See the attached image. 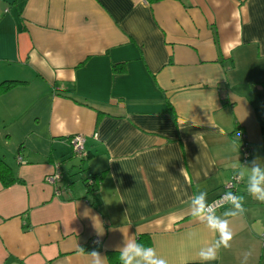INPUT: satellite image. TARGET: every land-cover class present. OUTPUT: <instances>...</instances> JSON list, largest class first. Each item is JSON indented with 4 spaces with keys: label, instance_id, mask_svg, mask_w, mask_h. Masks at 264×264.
I'll use <instances>...</instances> for the list:
<instances>
[{
    "label": "crops",
    "instance_id": "obj_1",
    "mask_svg": "<svg viewBox=\"0 0 264 264\" xmlns=\"http://www.w3.org/2000/svg\"><path fill=\"white\" fill-rule=\"evenodd\" d=\"M5 80L22 84L0 92V157L17 179L0 180V264H89L125 237L202 264L215 236L192 196L210 202L233 166L264 165V0H0ZM236 193L246 212L209 264H264V203Z\"/></svg>",
    "mask_w": 264,
    "mask_h": 264
},
{
    "label": "clouds",
    "instance_id": "obj_2",
    "mask_svg": "<svg viewBox=\"0 0 264 264\" xmlns=\"http://www.w3.org/2000/svg\"><path fill=\"white\" fill-rule=\"evenodd\" d=\"M240 146L236 143L232 144V150L239 152ZM158 171L166 169L157 166ZM181 170V175H184ZM162 179V177H158ZM233 181L235 183L245 184V191L248 196L264 203V165L254 159L250 166H247V174L241 167L233 166ZM207 192L201 191L192 196L189 201V211L191 216L203 224L215 239L210 244L201 247L197 253L198 259L202 264H209L215 261L220 250L231 247L233 239V231L230 227L233 219L242 217L246 208L244 207L245 196L231 190L225 191L221 199L228 207L221 213L217 214L213 205L208 202ZM98 234L102 232L98 231ZM193 235V234H189ZM100 243V241H96ZM81 252L85 250L79 249ZM119 264H169L168 260L157 252L153 246L146 245L134 237H125L122 246L117 247ZM89 256V264H106L107 257L102 256L99 251L92 250L87 252ZM250 253H245L242 264H247Z\"/></svg>",
    "mask_w": 264,
    "mask_h": 264
},
{
    "label": "built area",
    "instance_id": "obj_3",
    "mask_svg": "<svg viewBox=\"0 0 264 264\" xmlns=\"http://www.w3.org/2000/svg\"><path fill=\"white\" fill-rule=\"evenodd\" d=\"M93 136H97L96 133L93 134ZM240 141H239V146H240V154H241V164H246L251 156L252 148L249 143V141L246 138V135L244 133H241L240 135ZM69 142L72 147V151L75 155L79 157H84L85 152H84V136L82 134H74L69 138ZM61 179V174L57 170L55 173L51 175H46L45 176V181L51 184H56L59 180ZM89 184H92V180L89 179ZM239 183H235L233 181V175L231 178L222 186L221 192L214 198L212 199L209 203L213 205V208L217 211L219 208L226 206L224 204L225 202L221 199L222 195L224 194L225 191L231 190L233 192H237V186ZM60 190L55 185V193L59 194ZM100 241L98 237H93L90 241L91 245H96V241Z\"/></svg>",
    "mask_w": 264,
    "mask_h": 264
},
{
    "label": "trees",
    "instance_id": "obj_4",
    "mask_svg": "<svg viewBox=\"0 0 264 264\" xmlns=\"http://www.w3.org/2000/svg\"><path fill=\"white\" fill-rule=\"evenodd\" d=\"M146 1L149 3H155L160 0H146ZM19 84H22V82L17 80H5L0 83V92H6L7 90H10L11 88ZM89 179L92 180V184H89L88 181ZM0 180L3 186H9L13 184L15 181H17V179L13 176L11 167L1 157H0ZM100 180H101V173L92 174L84 178L85 184L90 185L92 187L98 186ZM107 257L110 264H119L117 251H109L107 253Z\"/></svg>",
    "mask_w": 264,
    "mask_h": 264
}]
</instances>
